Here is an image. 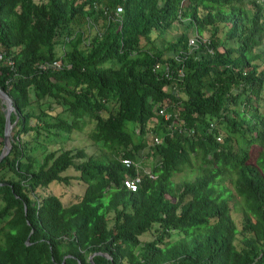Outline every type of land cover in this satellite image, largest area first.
<instances>
[{"label":"trees","instance_id":"trees-1","mask_svg":"<svg viewBox=\"0 0 264 264\" xmlns=\"http://www.w3.org/2000/svg\"><path fill=\"white\" fill-rule=\"evenodd\" d=\"M0 54V264H264V0H0Z\"/></svg>","mask_w":264,"mask_h":264},{"label":"rangeland","instance_id":"rangeland-1","mask_svg":"<svg viewBox=\"0 0 264 264\" xmlns=\"http://www.w3.org/2000/svg\"><path fill=\"white\" fill-rule=\"evenodd\" d=\"M183 29L182 24H175L168 27L165 31H163V34H161V36H163L162 38L168 40L171 39L173 37H175L177 35L178 32H180ZM192 31L190 32L191 37L194 36L193 34H191ZM156 34V32H154V35ZM161 38V37H160ZM2 102L0 100V106ZM89 126H91V124L84 126L82 129H74L67 137L63 138L60 140V143L62 146L65 147H80L83 146L85 147V149L87 150V152L91 153V152H99L101 153L103 150L107 151L106 149L102 148L103 150H101L99 147L93 145L91 143V139L88 137V129ZM34 133H32V139L34 138ZM153 137V136H152ZM26 138L30 139V134L26 135ZM149 138V135H148ZM151 138V136H150ZM149 138V139H150ZM151 141V140H150ZM29 145L32 146V150H30V152H32V154H34L37 158L38 161H41V157L42 154L44 153V145L42 143H39L38 141H36V139L34 138L33 141H31L29 143ZM59 144L55 143V144H51V145H47L50 148H55L57 147ZM147 148H144L142 150V154H144L146 152ZM253 152L255 153L256 150L253 148ZM149 156H144V160H147V167L149 168V164L151 160V157ZM142 158V157H141ZM140 160V158H139ZM196 167L197 164L194 163V165L192 167H183V169L175 172L172 176V179L175 183H179L184 179L187 178H192L195 174H196ZM67 173L70 174H78L77 171H74L73 169H67L66 170ZM83 183L80 181V179L78 178H72L71 182L68 184L65 183H59L57 181H53L51 182L48 186L46 187H41L39 188V192L42 194L45 193H62V200L65 203H70L71 201L75 200L78 195L82 192L83 190ZM240 211H238L236 209V205L232 210V216L235 218L236 221H238V217H239ZM152 236V231L149 230L145 233H143L141 235V238L147 239L150 238ZM177 237V235H174L173 238Z\"/></svg>","mask_w":264,"mask_h":264},{"label":"water","instance_id":"water-1","mask_svg":"<svg viewBox=\"0 0 264 264\" xmlns=\"http://www.w3.org/2000/svg\"><path fill=\"white\" fill-rule=\"evenodd\" d=\"M0 100L2 102L1 105L3 107V113H4V117H5L4 129H3V146H2V149L0 151V160H1L3 158V156L5 154H7L11 148V130H12L13 125L16 122V120H14V121L11 120V113L13 111H16V108H15L12 96L6 90H4L1 86H0ZM25 208H26V206H25ZM31 231H32V229H31ZM26 242L28 243V239ZM95 253L96 252L89 255V260L91 261L92 264H95V262L92 259V256ZM62 264H64V259L62 261ZM78 264H82V263L80 261H78Z\"/></svg>","mask_w":264,"mask_h":264},{"label":"built area","instance_id":"built-area-1","mask_svg":"<svg viewBox=\"0 0 264 264\" xmlns=\"http://www.w3.org/2000/svg\"><path fill=\"white\" fill-rule=\"evenodd\" d=\"M119 11H121V6H117L116 7V12H119ZM189 44L191 46H195L196 45L195 37L192 36V37L189 38ZM0 57H1V54H0ZM52 64L58 65V62L53 61ZM156 67H158V64H156ZM160 112H162L161 109H160ZM155 141H159L158 137H155ZM121 160L126 166H130L132 164V162H133L132 159L128 158V157H123ZM140 180H141L140 175H136L134 177H126V178H124L123 183L128 189L135 190V189H137Z\"/></svg>","mask_w":264,"mask_h":264},{"label":"flooded vegetation","instance_id":"flooded-vegetation-1","mask_svg":"<svg viewBox=\"0 0 264 264\" xmlns=\"http://www.w3.org/2000/svg\"><path fill=\"white\" fill-rule=\"evenodd\" d=\"M2 109H3V107H2Z\"/></svg>","mask_w":264,"mask_h":264}]
</instances>
